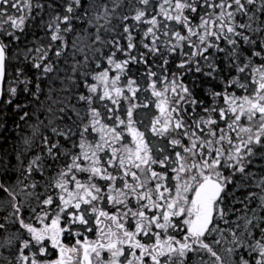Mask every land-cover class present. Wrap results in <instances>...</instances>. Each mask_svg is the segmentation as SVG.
I'll return each instance as SVG.
<instances>
[{
	"label": "snow or ice",
	"instance_id": "6c2138e0",
	"mask_svg": "<svg viewBox=\"0 0 264 264\" xmlns=\"http://www.w3.org/2000/svg\"><path fill=\"white\" fill-rule=\"evenodd\" d=\"M0 102V264H264V0H0Z\"/></svg>",
	"mask_w": 264,
	"mask_h": 264
},
{
	"label": "trees",
	"instance_id": "16d2710c",
	"mask_svg": "<svg viewBox=\"0 0 264 264\" xmlns=\"http://www.w3.org/2000/svg\"><path fill=\"white\" fill-rule=\"evenodd\" d=\"M125 3H127V0H125ZM129 23H131V21H129ZM38 24L39 19H37L36 21V25ZM36 25H33V27L27 30V39L25 43L31 41L33 38L39 39L40 37L44 36V32ZM77 27L79 28L81 26L77 25ZM41 42L46 43L47 41L45 39ZM130 67L132 68L131 74L134 76L138 75L137 67ZM41 86L43 87L44 85L42 84ZM57 87H59V85H57ZM83 90V88L80 89V91ZM201 95H203V92H201ZM28 99V97L20 96L17 98L16 102L24 103ZM41 99H43V96L41 97ZM25 110L29 111L30 116L26 120L22 121L19 119L20 115H22V111L17 112L13 108V106L6 105L2 102L0 110V158H3L5 162L11 161L12 164H15L16 155L17 153H20L21 159H23L26 163L28 159H30L33 155L37 153V151H39V149L35 145V142H33V146L30 151H24V149L26 148V145L24 144V139L31 137L32 130L30 125L36 123L35 117L31 115V113L36 110V106L34 104H30L28 109ZM37 115H39V113H37ZM40 119H44V116L41 115ZM237 195L239 196L240 193H237ZM73 240L74 239L72 238L71 241L73 242Z\"/></svg>",
	"mask_w": 264,
	"mask_h": 264
},
{
	"label": "flooded vegetation",
	"instance_id": "af4514ba",
	"mask_svg": "<svg viewBox=\"0 0 264 264\" xmlns=\"http://www.w3.org/2000/svg\"><path fill=\"white\" fill-rule=\"evenodd\" d=\"M65 236H66V239H65V242L66 243H68V244L74 243V240H73V242L71 241L72 240V237H68L67 234H65ZM89 238H92L91 237V234H89Z\"/></svg>",
	"mask_w": 264,
	"mask_h": 264
},
{
	"label": "water",
	"instance_id": "95a60500",
	"mask_svg": "<svg viewBox=\"0 0 264 264\" xmlns=\"http://www.w3.org/2000/svg\"><path fill=\"white\" fill-rule=\"evenodd\" d=\"M1 105H2V102H0V110H1Z\"/></svg>",
	"mask_w": 264,
	"mask_h": 264
}]
</instances>
